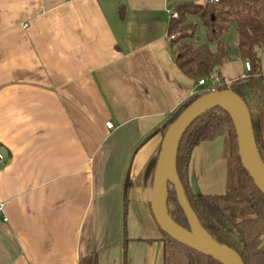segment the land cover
I'll use <instances>...</instances> for the list:
<instances>
[{
    "label": "crops",
    "instance_id": "crops-1",
    "mask_svg": "<svg viewBox=\"0 0 264 264\" xmlns=\"http://www.w3.org/2000/svg\"><path fill=\"white\" fill-rule=\"evenodd\" d=\"M187 1L206 0H0V264H79L95 252L123 264L127 172L128 263L163 264L151 209L163 135L137 146L206 88L168 39ZM236 42L227 79L245 69ZM258 113L264 138V102Z\"/></svg>",
    "mask_w": 264,
    "mask_h": 264
},
{
    "label": "trees",
    "instance_id": "trees-1",
    "mask_svg": "<svg viewBox=\"0 0 264 264\" xmlns=\"http://www.w3.org/2000/svg\"><path fill=\"white\" fill-rule=\"evenodd\" d=\"M174 13L177 15L173 16ZM196 19L201 21L207 31L206 42L198 45L194 41L199 28ZM232 27L237 32L239 56L244 62L250 61L251 70L244 76L227 79L221 75V68L230 59L231 47L223 38ZM168 35L174 36L169 42L175 48V61L179 69L195 81L205 79L206 88L181 103L162 126L142 139L137 148L158 133L164 137L171 124L199 96L213 90L230 89L243 100L249 111L258 150L264 161V138L258 113L259 105L264 102V0L180 3L171 12ZM216 75L219 81L209 83ZM223 135L229 138V157L236 186L223 194L196 193L191 181L193 153L200 144L213 142ZM159 151L160 149L158 154ZM176 166L188 201L211 237L238 254L244 264H264V194L242 166L235 127L225 110L213 108L190 125L180 141ZM131 188L132 180L127 172L123 185V264H129L126 219ZM168 188L170 216L189 230L190 225L179 203L176 189L173 184H169ZM159 229L164 241L163 264H180L177 256L182 264H222L173 239L160 227ZM79 264H100L99 252L82 257Z\"/></svg>",
    "mask_w": 264,
    "mask_h": 264
},
{
    "label": "water",
    "instance_id": "water-1",
    "mask_svg": "<svg viewBox=\"0 0 264 264\" xmlns=\"http://www.w3.org/2000/svg\"><path fill=\"white\" fill-rule=\"evenodd\" d=\"M222 108L231 117L237 136L242 166L264 194V161L255 139L249 111L243 100L232 90L207 92L191 102L165 133L154 171L151 209L159 227L180 243L213 257L222 264H244L238 254L218 243L203 228L186 196L177 173L176 159L180 141L190 125L205 112ZM3 156L4 150L0 147ZM173 184L190 229L176 223L169 213L168 185Z\"/></svg>",
    "mask_w": 264,
    "mask_h": 264
},
{
    "label": "rangeland",
    "instance_id": "rangeland-1",
    "mask_svg": "<svg viewBox=\"0 0 264 264\" xmlns=\"http://www.w3.org/2000/svg\"><path fill=\"white\" fill-rule=\"evenodd\" d=\"M235 29H231L228 42L232 51L237 48V34L233 36ZM245 64V62H244ZM264 71V57L262 58ZM245 69L239 73L242 76ZM194 167L192 168V186L196 193L223 194L236 186L232 162L229 157V138L223 135L216 142L199 148L195 154ZM177 261L182 264L180 259Z\"/></svg>",
    "mask_w": 264,
    "mask_h": 264
},
{
    "label": "built area",
    "instance_id": "built-area-1",
    "mask_svg": "<svg viewBox=\"0 0 264 264\" xmlns=\"http://www.w3.org/2000/svg\"><path fill=\"white\" fill-rule=\"evenodd\" d=\"M211 1H218V0H211ZM172 15H173V16H176L177 14L174 13V14H172ZM173 38H174L173 35H172V36H169V35H168V39H169V40H171V39H173ZM263 54H264V52H263ZM245 69H246L247 72L251 70V63H250V61H245ZM212 79L214 80L215 83H217V82L219 81V77H218L217 75H216V76H213ZM199 83H200V84H206L207 81H206L205 79H201V80H199ZM213 91H214V90H213ZM106 126H107L108 128H113V124H112L111 122H107V123H106ZM0 159H1V160L4 159V156H3L1 153H0Z\"/></svg>",
    "mask_w": 264,
    "mask_h": 264
}]
</instances>
